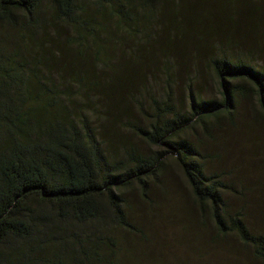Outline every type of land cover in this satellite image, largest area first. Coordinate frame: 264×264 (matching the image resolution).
I'll use <instances>...</instances> for the list:
<instances>
[{"label":"trees","instance_id":"1","mask_svg":"<svg viewBox=\"0 0 264 264\" xmlns=\"http://www.w3.org/2000/svg\"><path fill=\"white\" fill-rule=\"evenodd\" d=\"M149 45L166 65L206 60L220 99L191 88L186 110L168 67L161 101L141 110ZM240 100L264 124V0H0V264H135L113 232L138 233L126 198L150 205L170 160L217 239L264 264V210L230 212L181 138L233 123Z\"/></svg>","mask_w":264,"mask_h":264},{"label":"rangeland","instance_id":"2","mask_svg":"<svg viewBox=\"0 0 264 264\" xmlns=\"http://www.w3.org/2000/svg\"><path fill=\"white\" fill-rule=\"evenodd\" d=\"M151 47L141 48L139 54L142 63L138 71L145 75L144 80L141 78V92L138 94L143 104L141 110L148 112L153 100L161 101L166 90L168 67L172 94L178 97L179 105L186 110L191 88L204 98L220 99L217 80L206 60H202L203 65H200L199 62L193 64V61L177 60L172 56L174 60L166 65L165 58L157 51L154 61L147 56ZM238 103L233 123L224 124L217 130L189 129L181 138L200 154V163L206 174L218 176L227 187L222 189V195L229 211H243L248 221H262L264 124L259 122L255 105L243 100ZM132 116L143 123L137 109ZM123 132L130 137L128 131ZM139 144L145 152L151 151L145 143ZM167 163L168 167L159 181L149 187L150 205L144 204L136 194L126 198V215L138 233L113 232L121 248L134 251L135 264H237L238 259L240 264H258L236 241L217 239L209 217H202L194 208L177 165L173 160Z\"/></svg>","mask_w":264,"mask_h":264}]
</instances>
